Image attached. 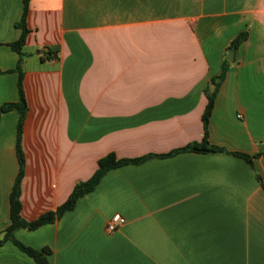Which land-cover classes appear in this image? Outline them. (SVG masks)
I'll return each instance as SVG.
<instances>
[{"label": "crops", "instance_id": "obj_1", "mask_svg": "<svg viewBox=\"0 0 264 264\" xmlns=\"http://www.w3.org/2000/svg\"><path fill=\"white\" fill-rule=\"evenodd\" d=\"M23 11L0 0V264H36L5 239L20 112L3 106L20 101ZM27 25L22 218L55 211L111 153L143 159L14 238L50 264H264V0H30ZM226 64L207 137L223 151H177L204 141Z\"/></svg>", "mask_w": 264, "mask_h": 264}, {"label": "trees", "instance_id": "obj_2", "mask_svg": "<svg viewBox=\"0 0 264 264\" xmlns=\"http://www.w3.org/2000/svg\"><path fill=\"white\" fill-rule=\"evenodd\" d=\"M29 2L30 0H24V11L21 20L17 23V26L21 28V36L20 38L11 44L13 49H15L20 54V61L16 67V70L19 72V93H20V101L19 103H7L3 106V110H10L13 108H18L20 112V118L18 122V130H17V155L19 159V172L13 187V190L11 192V225L5 230V239H12L13 242L26 254H28L30 257L34 259L36 264H50L47 256L50 253L49 248H43L42 250H37L35 248H32L30 246L25 245L24 243L20 242L19 240L15 239L13 236V233L18 228H28L29 230H35L39 228L40 226L52 223L56 221L58 218H60L64 212L68 210H72L79 198L84 196L86 193L94 190L98 183L100 182L103 175L110 169L132 163V162H139L143 158H134V159H118L115 154L111 153L102 159L99 160V167L95 171V173L92 175L91 178H89L86 181H81L77 183L71 192L68 199L60 205L55 211H48L44 214H42L39 218L33 220V221H25L21 216V209L22 204L20 201V188H21V181L24 175V166H25V158L24 153L22 150L21 142H22V130H23V123L24 119L27 113V100L25 97V93L23 90V71L21 68L22 61L24 59L25 53L23 52V47L26 44L27 36L30 32L28 25H27V16L29 11ZM246 34L240 33L231 44V49L237 50L239 45L245 40ZM227 70V64L223 68V72L220 76L217 78H214L212 80V83L215 85V89L207 93L208 96V102L207 106L203 115V122H204V129H205V137L204 141L201 143H193L187 147H184L182 149H179L177 151H223V149L219 147H215L211 145L207 139L208 137V124L210 120V116L212 114V110L215 104V97L216 92L218 90L220 81L223 79L224 73ZM239 156L244 157L246 160L251 162L252 156L245 155V154H237Z\"/></svg>", "mask_w": 264, "mask_h": 264}, {"label": "built area", "instance_id": "obj_3", "mask_svg": "<svg viewBox=\"0 0 264 264\" xmlns=\"http://www.w3.org/2000/svg\"><path fill=\"white\" fill-rule=\"evenodd\" d=\"M125 222H126V219L124 217H122L120 214H116L110 219V221L107 225V229L110 232H113L116 229H118V227L120 225L124 224Z\"/></svg>", "mask_w": 264, "mask_h": 264}, {"label": "water", "instance_id": "obj_4", "mask_svg": "<svg viewBox=\"0 0 264 264\" xmlns=\"http://www.w3.org/2000/svg\"><path fill=\"white\" fill-rule=\"evenodd\" d=\"M233 55H234V51L231 50V51L229 52L228 59H229V60H232V56H233Z\"/></svg>", "mask_w": 264, "mask_h": 264}]
</instances>
